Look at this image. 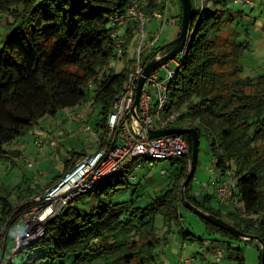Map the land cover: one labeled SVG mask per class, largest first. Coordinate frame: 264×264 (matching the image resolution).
I'll list each match as a JSON object with an SVG mask.
<instances>
[{"label":"trees","instance_id":"obj_1","mask_svg":"<svg viewBox=\"0 0 264 264\" xmlns=\"http://www.w3.org/2000/svg\"><path fill=\"white\" fill-rule=\"evenodd\" d=\"M130 1L0 0V10L12 17L11 31L0 52V157L19 155V150H6L3 145L29 132L36 138L35 127L46 115L90 101L94 125L90 124L91 117L83 118L88 111L85 109L78 115L82 119L79 128L85 123L92 134H100V129L104 133L115 97L128 75L125 71L115 73L109 66L110 59L118 54L108 23L110 16L121 12ZM145 1L144 9L151 14L156 0ZM250 1L252 4L204 0L197 8L192 0L190 28L194 31L169 85L171 107L167 113L175 112L176 127H195L200 138L203 134L209 138L216 167L222 171L230 168L236 175L242 206L223 214L221 208L210 204L211 194L200 200L192 193L193 179L186 187L187 200L264 240V70L255 76L242 75L239 53L243 45L236 40L240 26L256 25V8L264 14V0ZM232 8L241 15L233 14ZM230 26L231 33L219 41V33ZM124 34L127 40L135 36L131 29ZM183 135L190 153L180 156L166 186L155 190L150 199L144 203H136L134 198L112 200L111 195L125 185L124 170L107 178L71 200L48 222L45 234L22 250L26 260L21 264H163L162 256L170 253L175 238L191 234L183 226L181 189L190 169L192 137ZM79 154L84 156L86 151H73L64 172L50 185L74 167ZM93 193H97V202L78 203ZM103 195L109 197L107 201L101 200ZM11 209L3 204V220ZM201 219L211 234H219L228 243L227 256L236 264H244L242 250L233 246V240H253H244ZM173 232L177 237L171 239ZM255 245L261 258V248ZM223 258L224 253L217 262L202 257L198 263L194 255L192 264H220Z\"/></svg>","mask_w":264,"mask_h":264},{"label":"rangeland","instance_id":"obj_2","mask_svg":"<svg viewBox=\"0 0 264 264\" xmlns=\"http://www.w3.org/2000/svg\"><path fill=\"white\" fill-rule=\"evenodd\" d=\"M197 4V8H200L204 0H193ZM233 5V4H231ZM238 7V5L236 6ZM233 14L241 15L236 8H232ZM247 10H249L247 8ZM258 21L256 25L240 26V34L236 37L240 46L239 62L243 66V76H255L261 70H264V14L261 13L259 8H256ZM182 9L180 0H168L166 19L172 20L173 17L181 19ZM164 15V18H165ZM246 15L241 17L242 20L247 18ZM160 21L151 19L150 26L151 32L158 31ZM108 27H111V21L108 23ZM192 27V26H191ZM12 28V17L10 13L3 12L0 10V52L3 49V43L8 33ZM180 22L175 24L172 21L165 24L159 41L151 49V51L157 50L159 47L174 40L180 32ZM232 27H225L223 31L219 33L218 40L221 41L231 33ZM190 33V30H189ZM139 37L133 36L129 38L126 46L124 55H117L112 57L109 62V66L115 73L122 71H132L136 60V43ZM88 109L87 114L83 118L91 117L90 113L93 108L91 107V101L82 105H79L70 110H59L55 115H46L41 119L40 124L35 127L38 130H48L57 137V143L52 148H45L42 151L38 149L35 144V138L32 133H26L17 137L14 142L3 145L6 150H19L20 154L9 153L4 157H0V209L6 202L9 208H12L10 214L5 219L3 212L0 210V222L1 227L6 225V233H8V247L14 245L13 237V222L16 218H19L20 206L26 199L37 195L47 185L46 183L51 182L54 178L58 177L64 172L65 162L73 154V151L79 153H88L93 151L94 146L90 148L91 144H94L96 136L93 135L92 128L89 134L93 135L87 137V135L80 130L79 124L82 119L78 117L81 111ZM82 113V112H81ZM90 124L94 125V120L91 117ZM65 131V132H63ZM66 133L67 140H62L58 134ZM100 135L102 130H99ZM200 149L198 156V164L196 166L194 177L192 178L191 191L200 200L203 199L206 194H214L215 188L211 185L212 181L216 180L219 176L218 168L215 167V171H211L213 168V156L210 151L209 138L203 134L200 138ZM85 150V151H84ZM83 154H79L75 160L77 161ZM180 156H174L167 159H148L140 157L135 160L134 165H130L124 169L122 179L125 185L117 193L111 195V199L115 201L130 200L134 198L135 202L144 203L150 199V195L166 186L170 180V174L175 171L180 161ZM32 165L29 166L28 163ZM138 168L134 170L136 165ZM166 172V173H165ZM66 173V172H65ZM65 175V174H64ZM63 175V176H64ZM34 191V193H32ZM101 200H108L109 197L103 195L100 197ZM240 206L242 201L238 196ZM97 193L91 195H85L81 198L78 203L91 205L97 202ZM210 204L214 207L221 208L223 214L229 210L235 209L229 204H220L216 195L211 196ZM183 214V226L186 230L190 231L191 234L186 236L184 239L181 236H176L173 232L169 236L174 238V247L169 248L170 253H165L162 256L163 264H182V259H193L195 255L196 261L201 262L202 257H205L208 261L217 262L215 257V249L221 248L224 253V258L219 262L220 264H236L235 259L227 256L226 247L227 244L225 239L219 234L210 233L206 229V225L201 217L191 210H188L184 205L181 208ZM227 219L226 217H224ZM2 219V220H1ZM178 229V227H176ZM162 231L160 232V234ZM243 239V238H242ZM246 240V239H244ZM233 246H239L244 255V264H260V253L256 248L255 244L257 241L246 242L242 240H233ZM184 247V248H183ZM168 248V247H167ZM173 251V252H171ZM1 254V252H0ZM24 251L18 254L14 259V264H21L26 259ZM11 263V262H10ZM9 263V264H10Z\"/></svg>","mask_w":264,"mask_h":264},{"label":"built area","instance_id":"obj_3","mask_svg":"<svg viewBox=\"0 0 264 264\" xmlns=\"http://www.w3.org/2000/svg\"><path fill=\"white\" fill-rule=\"evenodd\" d=\"M145 0H131L121 11L110 16L111 27L109 35L113 40L115 51L124 55L128 44L124 32L131 29L136 37V60L132 71H127V79L115 97L112 110L107 117V129L98 134L94 150L77 159L72 169L58 181L45 187L40 193L24 200L19 218L13 222L14 245L8 247L6 225L0 227V264H9L31 242L45 234L46 224L56 217L69 203L84 195L107 178L120 173L137 158L167 159L174 156H184L190 153L189 144L183 134H168L150 138V130L176 127L179 125L175 112L170 111L171 98L169 85L174 79L180 65V57L186 53L183 50L173 59L159 65L150 75L145 77L140 98L135 105L136 89L139 79L144 76L146 65L153 60H160L169 48L155 51L151 49L160 39L165 24L171 21L179 22L178 17L170 21L166 19L168 0H156L157 6L151 14L144 9ZM237 3L252 4L250 0H235ZM165 15V18H164ZM160 21L158 31L152 33L150 20ZM194 28H190L192 35ZM190 39V37H189ZM190 43V42H189ZM83 113H80L81 116ZM193 123V122H191ZM80 129L88 133L90 126L82 123ZM60 135V133H58ZM62 134V133H61ZM35 144L40 151L52 148L57 143V137L48 130L35 133ZM62 134L61 139H65ZM216 161L213 159L215 171ZM32 165L31 162L28 163ZM140 165L134 166V170ZM219 176L212 181L215 195L221 204H229L240 208L237 195V178L234 171L226 168L218 169ZM19 208V209H20ZM215 257L220 260L223 256L221 248L215 249ZM193 259H184V264H192Z\"/></svg>","mask_w":264,"mask_h":264},{"label":"water","instance_id":"obj_4","mask_svg":"<svg viewBox=\"0 0 264 264\" xmlns=\"http://www.w3.org/2000/svg\"><path fill=\"white\" fill-rule=\"evenodd\" d=\"M181 3V9H182V17H181V28L179 35L172 41H169L168 43L161 46V49L169 48V52L162 57L160 60H153L150 61L144 70V76L139 79L138 86L136 89V99H135V105L139 101L141 89L143 86V83L145 81V77L150 75V73L153 72L159 65L167 62L170 59H173L176 57L179 53H181L183 50H188L189 42L191 41L192 35H189V30L191 27V23L193 20V15L191 14L193 12V3L192 0H180ZM190 37V39H189ZM189 134L192 137V154H191V162H190V169L187 173V176L185 180H183L182 189H181V200L183 205L187 208L193 211L194 213L198 214L200 217L205 219L206 221L212 222L213 224L222 227L225 229V231H229L234 235H237L243 239L246 240H254L257 241L260 248H261V258H260V264H264V240L261 239L257 235H249L245 232L241 231L237 227H235L233 224L229 223L228 221L224 220L221 217H217L211 213L205 212L201 210L200 208L196 207L194 204L189 202L186 198L185 191L186 187L188 186L189 182L192 180L195 174L197 162H198V156H199V149H200V137H199V131L195 127H171V128H165V129H158V130H150L149 131V137H157L162 135H168V134Z\"/></svg>","mask_w":264,"mask_h":264},{"label":"crops","instance_id":"obj_5","mask_svg":"<svg viewBox=\"0 0 264 264\" xmlns=\"http://www.w3.org/2000/svg\"><path fill=\"white\" fill-rule=\"evenodd\" d=\"M63 132H65V131H63ZM65 136H66V133H65ZM67 138H68V137L66 136V137H65V140H67ZM93 150H94V149H93ZM89 152H92V151H89ZM62 177H63V176H62ZM62 177H61V178H62ZM58 180H59V179H58ZM58 180H57V181H58ZM51 182H52V181H51ZM51 182L46 183L47 185L43 186V188L49 186ZM32 193H34V191H33ZM211 196H214V194L211 193Z\"/></svg>","mask_w":264,"mask_h":264}]
</instances>
